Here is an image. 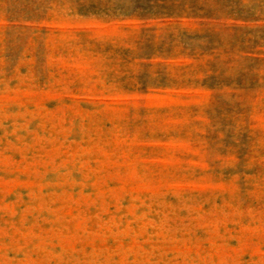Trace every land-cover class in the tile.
<instances>
[{
	"label": "rangeland",
	"instance_id": "rangeland-1",
	"mask_svg": "<svg viewBox=\"0 0 264 264\" xmlns=\"http://www.w3.org/2000/svg\"><path fill=\"white\" fill-rule=\"evenodd\" d=\"M150 1L0 0V264H264V0Z\"/></svg>",
	"mask_w": 264,
	"mask_h": 264
},
{
	"label": "trees",
	"instance_id": "trees-1",
	"mask_svg": "<svg viewBox=\"0 0 264 264\" xmlns=\"http://www.w3.org/2000/svg\"><path fill=\"white\" fill-rule=\"evenodd\" d=\"M136 7L137 10H135V14H137V16L141 18L150 17L152 19H159V18L176 19V18L186 17V18L216 20V18H214L216 16H210L213 14H208V9L209 8L213 9L212 6H209L208 2L206 1L201 2V0H192L190 4H187L185 2H180L179 0H151L150 2H148V4L138 3V6ZM207 47L208 50H203L205 51L203 52L204 54L209 53L208 55L215 58V60H218L221 57V54L219 53L220 48L212 44L211 41L207 42ZM234 50H235V45H232L231 50L225 52L229 54ZM242 52H244V50H242Z\"/></svg>",
	"mask_w": 264,
	"mask_h": 264
}]
</instances>
